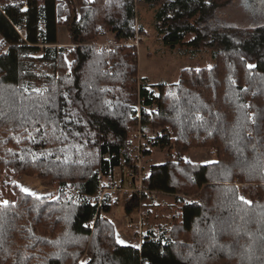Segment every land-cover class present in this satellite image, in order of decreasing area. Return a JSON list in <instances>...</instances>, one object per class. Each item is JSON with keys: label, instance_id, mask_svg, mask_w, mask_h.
Here are the masks:
<instances>
[{"label": "trees", "instance_id": "1", "mask_svg": "<svg viewBox=\"0 0 264 264\" xmlns=\"http://www.w3.org/2000/svg\"><path fill=\"white\" fill-rule=\"evenodd\" d=\"M229 1H140L163 44L195 50L203 42L213 63L182 69L174 84L142 77L137 85L132 47L82 45L103 28L132 39L133 0H0V175L12 170L61 188L50 199L16 189L14 202L0 204V264H234L232 243L255 255L250 264H264V21L238 27L217 18ZM60 24L70 49L56 46ZM39 59L52 75L27 74ZM26 78L42 87L26 88ZM136 121L143 133L157 131L153 147L216 155L208 164L150 166L145 186L191 199L176 196L180 212L167 236H145L138 247L118 242L102 216L109 199L98 195L100 178L135 169L128 127Z\"/></svg>", "mask_w": 264, "mask_h": 264}, {"label": "rangeland", "instance_id": "2", "mask_svg": "<svg viewBox=\"0 0 264 264\" xmlns=\"http://www.w3.org/2000/svg\"><path fill=\"white\" fill-rule=\"evenodd\" d=\"M140 2L135 8L134 26L138 30L140 27V18L143 20L145 31H138V38L131 44H115L110 48L105 47L101 43L112 39L117 41L115 34L103 28L94 38L82 43V45H93L98 52H113L115 48L132 47L135 51L137 70L136 84L140 82V78L147 77L150 84H157L160 81H165L167 84H174L178 81L179 73L182 69L211 65L213 58L211 51L202 42L196 49L187 44L169 48L163 44L162 40L156 36L152 28V11L146 7H139ZM217 18L233 23L238 27H249L262 23L264 21V0L257 3L256 8L250 9L245 5V0H230L227 4L219 7L216 12ZM58 44L56 46H64L70 49L74 46L70 42L69 34L65 24H60L57 28ZM193 38L190 34L185 37V43ZM1 39V38H0ZM120 42V41H117ZM41 51H38L34 56H41ZM69 60V59H68ZM112 63H108L110 70ZM25 71L29 76L33 75H52L53 68L49 61L39 59L33 63L25 65ZM24 86L28 89H40L42 83L34 78H26ZM137 107V106H136ZM150 109V108H149ZM148 109V110H149ZM151 110V109H150ZM138 118V117H137ZM141 128L140 122L128 127V150L134 162V157L137 153V145L141 141L137 135ZM147 133H157L150 131ZM138 136V137H137ZM148 141V137H142L143 143ZM149 143V142H148ZM149 155H146L142 160L141 169L143 174H147L152 164H162L167 161L177 162L179 159L189 163L208 164L216 161V155L210 147H191L187 152L178 155L174 148L153 147L151 144L147 146ZM136 165V164H135ZM127 169L129 173L134 174V178L125 177L123 170ZM139 166L128 168L125 165L116 168L113 172L111 180L121 184L122 189L107 190L103 194L105 188L108 189L110 179L100 178L99 200L107 196L110 202V211L102 212V216L111 221L116 231L117 240L121 244H129L135 247L140 245L144 237L160 238L167 236L170 227L180 212V205L175 200L176 196H183L187 200L191 196L184 194H170L158 191L154 194L140 193L130 190L128 184L134 183L137 185L139 178L137 172ZM120 180H123L120 182ZM143 183V180H142ZM126 188L128 190H126ZM24 193H29L37 197H45L47 199L56 198L61 190L60 186L50 179L39 178L36 176H27L16 174L12 170H6L0 175V204L12 203L17 198V190ZM24 189L29 191L25 192ZM66 196H75L76 191L72 186H67L65 189ZM241 197L248 200L245 193H241ZM231 255L234 259V264H250L255 255L246 251L236 243L231 244ZM86 254L82 256L81 261L86 259ZM221 264H228L222 260Z\"/></svg>", "mask_w": 264, "mask_h": 264}, {"label": "built area", "instance_id": "3", "mask_svg": "<svg viewBox=\"0 0 264 264\" xmlns=\"http://www.w3.org/2000/svg\"><path fill=\"white\" fill-rule=\"evenodd\" d=\"M140 1H142V0H133V2H134V6L136 7V5H137V3L138 2H140ZM138 31L139 30H137L136 29V26H134V32H135V34H134V37L132 38V39H118V38H116L117 39V41H120V42H117V41H115V40H113L112 41V39H109L108 41H106V42H104V43H101L102 45H104L105 47H108V48H110L111 46H114L115 44H118V45H122V44H124V45H126V44H131V43H134L136 40H137V38H138ZM137 107H138V112H139V105H137ZM138 117H139V114H138ZM155 134L156 133H143L142 132V129L140 128L139 130H138V132H137V135L139 136V139H141V141H142V137H148V138H150V137H154L155 136ZM137 136V137H138ZM139 142V144L137 145V153H136V155H135V157H134V162H135V164L137 165V166H139V170H138V172H137V177L139 178V180H138V184L136 185L135 183H134V181H132V183H129L128 184V188H130V190H133V191H135V192H140V193H149L150 195L151 194H154V193H157L158 191H156V190H152V189H150V188H148L147 186H145L143 183H142V180L144 179V177L146 176L145 174H143L142 173V169H141V164H142V160L145 158V152L146 151H148V148H147V146H148V142L149 141H146V143H143V142ZM123 172H124V176L125 177H127V176H129L130 178H134V174H132V173H129L128 172V170L127 169H124L123 170ZM115 190V189H122V186H121V184L119 183V182H117V181H113V180H110L109 182H108V189L107 188H105L104 190H103V194L107 191V190ZM126 190H128L127 188H126Z\"/></svg>", "mask_w": 264, "mask_h": 264}, {"label": "water", "instance_id": "4", "mask_svg": "<svg viewBox=\"0 0 264 264\" xmlns=\"http://www.w3.org/2000/svg\"><path fill=\"white\" fill-rule=\"evenodd\" d=\"M258 2H260V0H245V5L249 7L253 4H257Z\"/></svg>", "mask_w": 264, "mask_h": 264}, {"label": "snow or ice", "instance_id": "5", "mask_svg": "<svg viewBox=\"0 0 264 264\" xmlns=\"http://www.w3.org/2000/svg\"><path fill=\"white\" fill-rule=\"evenodd\" d=\"M249 67H254L252 65H249ZM25 192L29 191L28 189H24ZM241 200H244L243 197H240ZM245 203H251L250 201H244ZM4 203H7V202H4Z\"/></svg>", "mask_w": 264, "mask_h": 264}, {"label": "flooded vegetation", "instance_id": "6", "mask_svg": "<svg viewBox=\"0 0 264 264\" xmlns=\"http://www.w3.org/2000/svg\"><path fill=\"white\" fill-rule=\"evenodd\" d=\"M256 7H257V4H253V5L249 6L250 9L256 8Z\"/></svg>", "mask_w": 264, "mask_h": 264}, {"label": "crops", "instance_id": "7", "mask_svg": "<svg viewBox=\"0 0 264 264\" xmlns=\"http://www.w3.org/2000/svg\"><path fill=\"white\" fill-rule=\"evenodd\" d=\"M59 26V25H58ZM58 40H59V38H58Z\"/></svg>", "mask_w": 264, "mask_h": 264}]
</instances>
